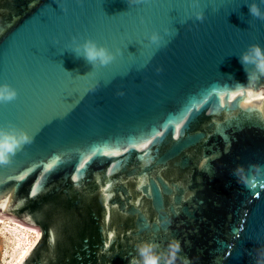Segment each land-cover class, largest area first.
Segmentation results:
<instances>
[{
    "label": "water",
    "instance_id": "95a60500",
    "mask_svg": "<svg viewBox=\"0 0 264 264\" xmlns=\"http://www.w3.org/2000/svg\"><path fill=\"white\" fill-rule=\"evenodd\" d=\"M246 2L199 0L201 23L191 0H0L18 93L0 127L34 137L0 167V216L39 232L20 264H142L172 242L174 264H264V77L239 60L264 21ZM73 37L122 55L93 69Z\"/></svg>",
    "mask_w": 264,
    "mask_h": 264
},
{
    "label": "clouds",
    "instance_id": "9594fccd",
    "mask_svg": "<svg viewBox=\"0 0 264 264\" xmlns=\"http://www.w3.org/2000/svg\"><path fill=\"white\" fill-rule=\"evenodd\" d=\"M77 2H80V0H77ZM127 2L131 8L144 3L145 0H127ZM247 6L251 17L264 21V0H251L250 3H247ZM190 7L194 9L192 17L190 18L194 17L196 21L201 23L204 22V12L198 10L200 7L199 0H191ZM64 11H67V9L65 8ZM175 34V29L169 28L163 30V35L159 32H153L147 37V46L154 45L159 49L166 45L167 41H165V37H172ZM67 51L75 54L77 58H83L87 63L92 65L93 69L106 67L111 64L117 56L122 55L120 49H116L115 52H113L105 46L98 45L91 39L80 42L75 37L72 38ZM239 60L245 68L249 81L264 77V48L258 44H252L246 51L239 55ZM87 75H89V73L85 76ZM118 95L122 96L124 93L120 92ZM17 97L18 93L11 85L7 83L0 84V104L11 103L15 101ZM33 141V136L14 125L9 124L7 127H0V167L10 165L17 153L22 151L25 146L31 145ZM157 249L158 246L154 243H144L140 245L137 251L141 257L142 264H174L176 253L180 250L177 242L169 244L167 255L158 252Z\"/></svg>",
    "mask_w": 264,
    "mask_h": 264
},
{
    "label": "rangeland",
    "instance_id": "374dc122",
    "mask_svg": "<svg viewBox=\"0 0 264 264\" xmlns=\"http://www.w3.org/2000/svg\"><path fill=\"white\" fill-rule=\"evenodd\" d=\"M28 228V227H27ZM15 223L0 224V264H17L24 250L35 240V230Z\"/></svg>",
    "mask_w": 264,
    "mask_h": 264
},
{
    "label": "bare ground",
    "instance_id": "6f19581e",
    "mask_svg": "<svg viewBox=\"0 0 264 264\" xmlns=\"http://www.w3.org/2000/svg\"><path fill=\"white\" fill-rule=\"evenodd\" d=\"M6 222L15 223V225L17 224V225L21 226V228L24 229V230L27 228L26 226L21 225V224L15 222V221H13V220H10V219H7V218H4V217H1V216H0V224H4V223H6ZM27 229H28V228H27ZM25 231H26V230H25ZM34 233H35V238H34L35 240L33 241V243H31V244H30V245L24 250V252H23V254L21 255V257H20V259H19V261H18L17 264H20V263H21V261L24 259V257L27 255V253L30 251V249L34 246V244H35L36 241L38 240V238H39V232L34 231Z\"/></svg>",
    "mask_w": 264,
    "mask_h": 264
}]
</instances>
